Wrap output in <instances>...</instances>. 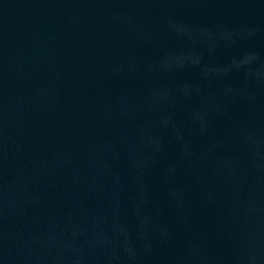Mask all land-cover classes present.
Returning a JSON list of instances; mask_svg holds the SVG:
<instances>
[{
  "label": "water",
  "instance_id": "water-1",
  "mask_svg": "<svg viewBox=\"0 0 264 264\" xmlns=\"http://www.w3.org/2000/svg\"><path fill=\"white\" fill-rule=\"evenodd\" d=\"M0 264H264V0H0Z\"/></svg>",
  "mask_w": 264,
  "mask_h": 264
}]
</instances>
